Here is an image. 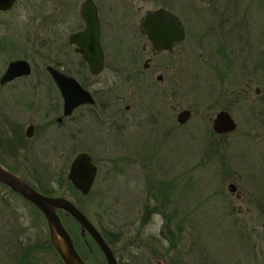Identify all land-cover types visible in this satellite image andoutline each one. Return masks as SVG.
<instances>
[{
  "label": "rangeland",
  "instance_id": "374dc122",
  "mask_svg": "<svg viewBox=\"0 0 264 264\" xmlns=\"http://www.w3.org/2000/svg\"><path fill=\"white\" fill-rule=\"evenodd\" d=\"M214 1V19L226 21L220 23V40L229 46L227 50L236 49V56L221 58L212 48L214 45L202 38L203 33L199 41L206 43L210 56L200 45L193 57L177 65L174 114L189 109L191 116L184 124L175 118L165 123L161 116L155 128L145 124L136 131L115 129L113 135L102 134L84 141L99 167L89 194L82 195L64 181L62 185L58 183L75 153L82 151L77 144H84L78 139L73 121L66 124V154L59 150L50 154L34 150L32 154V143L25 139L21 142L27 149L18 151L15 159L1 155L12 168L17 161L23 176L32 181L33 177L45 178L44 184L57 189L54 195L79 206L110 239L119 264H264V195L258 184L264 181V0ZM185 3L190 4L184 8ZM136 4L142 5V10L156 6L154 0ZM173 7L179 12L185 10L190 20H205L207 14L201 3L190 0H177ZM188 24L189 30L196 32L205 23ZM113 36L111 42H106L108 50L119 52V58L126 56L127 38ZM143 90L139 91L140 100L161 106L152 88ZM231 90L241 95L233 96ZM128 93L119 87L114 97ZM11 96L8 107L0 108V118L14 115L18 123H24V130L35 114L20 108L24 100L21 92ZM223 108L237 126L219 135L211 123ZM171 126L175 129L169 133L167 128ZM17 141L21 143L20 138ZM213 142L220 143V151L211 149L217 153L214 158L209 146ZM127 148L144 153V163L125 166ZM32 164L45 168L41 171L34 167L37 170L32 172ZM229 183L236 185V191H229ZM155 195L160 202L153 200ZM61 219L82 255H90L91 264H105L91 238L81 235L78 224L64 215ZM48 238L45 219L27 201L0 185V264H21L18 260L24 250ZM170 239L174 242L172 249L165 253ZM22 264L63 263L45 245Z\"/></svg>",
  "mask_w": 264,
  "mask_h": 264
},
{
  "label": "flooded vegetation",
  "instance_id": "af4514ba",
  "mask_svg": "<svg viewBox=\"0 0 264 264\" xmlns=\"http://www.w3.org/2000/svg\"><path fill=\"white\" fill-rule=\"evenodd\" d=\"M138 1L144 0H0V108H7V101H10L11 95L21 92L24 100L20 108L35 114V117L30 116V122L24 130V123H18L14 115L11 118H0V130H3L0 133V165L17 174L35 189L47 180L34 178L32 173L33 181L30 180L20 172L17 161L16 168H12L1 155L16 157L18 151L27 149L21 142L25 139L32 143L30 149L32 154H35L34 150L41 152L45 150L47 154L59 150L66 154L68 138L65 129L69 121H73L78 139L83 142L94 136L101 137L102 134L113 135L115 129L130 132L145 128V124H152L155 128L161 116L166 119L165 123H171L174 118L178 122L179 112L174 114L177 110L175 103L179 71L177 65H182L187 57H193L195 49L203 45V40L199 41L200 36L205 34L202 38L214 45L212 48L221 58L233 59L236 56V49L227 50L229 46L220 40L223 37V27L220 23L226 21L214 19V0H190L195 4L201 3V8L206 9L205 20H190L185 10L177 11L173 7L177 0H154L156 6L144 10L142 5L136 4ZM85 4H90L95 9L100 25V42L104 58L97 73L92 72L89 63L77 50V45L70 40L73 34L81 32L86 27L82 14V9L87 6ZM189 4L185 3L184 8ZM158 9H164L176 16L181 27L179 29L177 24H174L175 21L168 19L155 21L156 26L161 28L157 29L154 44L142 23L147 12ZM195 22L205 24L202 29L191 32L188 23ZM162 23H165L163 28ZM113 34L118 38L119 35L120 38H127L126 56L119 58V52L108 50L106 42H111ZM202 48L207 50V55L210 56L205 42ZM18 60L28 64V72H21L22 68L18 67L16 71H20L19 74L2 82L1 78L10 63ZM177 61L179 62L176 64ZM60 75L73 79L80 88L89 93L88 101L77 102L70 112H66L65 107L66 96L63 92L65 85L62 87V84L57 83L62 78ZM119 87L126 88L129 93L122 97L117 94L114 97L115 90ZM144 88L153 89L159 104L165 106L164 110L161 106H154V101L148 105L149 101L140 100L139 91ZM230 94L241 95L240 92L235 93L233 90ZM182 110L191 113L189 109ZM29 128L30 136L27 135ZM167 129L172 133L175 128L171 126ZM18 138L21 143L17 141ZM77 147L82 151L76 152L74 157L80 152H85L90 155L91 162L97 168L93 187L99 167L92 159L86 142L83 145L80 142ZM74 157L69 163L68 170ZM144 160V153L127 148L125 166H133L137 161L144 163ZM31 166L38 167L41 171L44 167L33 164ZM33 168L32 172H35L37 169ZM60 168L62 172L65 170V166ZM67 173L64 178L70 181ZM258 184L264 195V181H259ZM153 186L155 187V184ZM236 189L235 185V191ZM239 198L242 196L239 195ZM155 199L154 197L153 200ZM157 245L161 247L160 244Z\"/></svg>",
  "mask_w": 264,
  "mask_h": 264
},
{
  "label": "water",
  "instance_id": "95a60500",
  "mask_svg": "<svg viewBox=\"0 0 264 264\" xmlns=\"http://www.w3.org/2000/svg\"><path fill=\"white\" fill-rule=\"evenodd\" d=\"M85 5L87 6H84L82 9V14L86 27L81 32L73 34L70 40L77 45V50L82 53L83 58L89 63L92 72L97 73L102 67L104 58L100 42V25L95 9L90 4ZM166 19L175 21L176 23L174 24H177L180 29L179 19L164 9L149 11L144 17L142 26L154 44L157 29L161 28L160 26H156L155 21ZM164 26L165 23H162V28ZM18 67L22 68L21 72H28L29 67L26 62L21 60L13 61L3 74L1 81L10 80L16 74H19L20 71H16ZM60 77L62 78L57 83L62 84V87L65 85L63 92L66 96V112H70L77 102L88 101L90 98L89 93L80 88L73 79L69 77L64 78L62 75ZM255 91L257 93L259 89L256 88ZM190 116L191 113L188 110H182L179 112L178 122L184 123ZM236 126V122L227 110L218 111L211 123L212 130L216 134L232 132L236 129ZM27 135L30 136V128L27 130ZM96 172L97 168L91 162L90 155L85 152H80L72 160L67 178L73 187L80 191L82 195H87L92 189ZM0 183L19 194L41 212L47 224L49 241L63 264H86V262L76 249L72 236L63 224L59 214L61 211L76 221L82 236L88 235L91 238L104 257L105 264H118L111 246L105 241L100 231L71 200L62 196L43 194L2 165H0ZM228 189L234 192L235 185L229 183Z\"/></svg>",
  "mask_w": 264,
  "mask_h": 264
},
{
  "label": "trees",
  "instance_id": "16d2710c",
  "mask_svg": "<svg viewBox=\"0 0 264 264\" xmlns=\"http://www.w3.org/2000/svg\"><path fill=\"white\" fill-rule=\"evenodd\" d=\"M210 146V150L211 149H218L219 151H220V143H215V142H213L211 145H209ZM210 155H211V157H217V153H214V151H210ZM220 154L218 153V156H219ZM207 157L206 158H209V155H206ZM63 181L66 183V185H68L69 187H72L73 188V185L70 183V181H68L67 179H65V178H61V179H59L58 180V183H60L61 185H62V183H63ZM1 184V183H0ZM2 186H4V187H6L8 190H10L11 192H13L11 189H9L7 186H5L4 184H1ZM175 187V186H174ZM37 189L38 190H40L42 193H45V194H47V195H54V193H56L57 192V189H54V187L53 186H50V185H46V184H42V185H38V187H37ZM75 189V188H74ZM173 189V188H172ZM167 190H168V188H167ZM14 193V192H13ZM14 194H16V193H14ZM17 195V194H16ZM18 196H20V195H18ZM21 197V196H20ZM21 198H23V197H21ZM155 198H156V202L158 203V202H160L159 201V197H157L156 195H155ZM24 199V198H23ZM25 200V199H24ZM25 201H27V200H25ZM28 202V201H27ZM29 203V202H28ZM32 207H33V209L39 214V215H41L42 217H43V215L41 214V212L35 207V206H33L31 203H29ZM79 207V206H78ZM80 208V207H79ZM81 209V208H80ZM82 210V209H81ZM83 211V210H82ZM151 211H153V210H151ZM156 211H158V210H156ZM148 213H149V210H148V212H146V214L148 215ZM59 214H60V216L62 217V215H64L65 217H67V218H69V219H71L72 221H75L71 216H66L62 211L61 212H59ZM167 219V218H166ZM165 219V220H166ZM165 224H166V222H165ZM101 232V234H102V236H103V238L105 239V241L111 246L112 245V242L110 241V239L107 237V235L105 234V232L104 231H100ZM49 239V238H48ZM48 239H46L45 241H42V243L41 244H39V245H35L34 246V248L33 247H29V249L28 250H24V252H22V255H21V257L19 258V262L22 264V263H24V261L26 260V259H29V258H31V256L34 254V253H38L39 251H41V249H43L44 247H45V245H47V246H49L50 248H52L53 250H54V248H53V246L51 245V243H50V241L48 240ZM169 241V243L171 244H169V247L166 249V251H165V253H167L168 251H170V249H172V247L171 246H173V240H168ZM74 245H75V247H76V249L78 250V252L80 253V255L83 257V259L85 260V262H86V264H91V258H90V255L89 256H83L82 255V253L80 252V250L78 249V247H77V245L75 244V242H74ZM84 245H86V247H87V249H88V251L90 252V249H89V246H88V243L87 242H84ZM55 251V250H54ZM56 252V251H55ZM114 252V251H113ZM58 255V254H57ZM162 257L163 258H165L166 256H165V254H164V252L162 253Z\"/></svg>",
  "mask_w": 264,
  "mask_h": 264
}]
</instances>
